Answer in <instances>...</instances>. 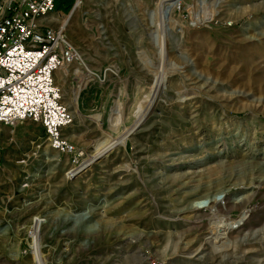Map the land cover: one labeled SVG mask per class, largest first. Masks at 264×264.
Listing matches in <instances>:
<instances>
[{
  "label": "rangeland",
  "instance_id": "374dc122",
  "mask_svg": "<svg viewBox=\"0 0 264 264\" xmlns=\"http://www.w3.org/2000/svg\"><path fill=\"white\" fill-rule=\"evenodd\" d=\"M61 9L81 58L55 75L73 117L65 136L85 162L105 140L116 145L67 176L69 158L40 125L0 126V264H37L36 218L46 264H264V0ZM155 10L166 17L162 31L150 21ZM118 66L148 93L137 107L108 98L90 112L91 89ZM224 216L242 228L217 250L212 224Z\"/></svg>",
  "mask_w": 264,
  "mask_h": 264
},
{
  "label": "built area",
  "instance_id": "2783aa9c",
  "mask_svg": "<svg viewBox=\"0 0 264 264\" xmlns=\"http://www.w3.org/2000/svg\"><path fill=\"white\" fill-rule=\"evenodd\" d=\"M84 0H73L70 15ZM56 0H0V126L40 125L49 147L70 160L67 176L80 173L85 152L65 136L73 117L55 81L58 71L81 62Z\"/></svg>",
  "mask_w": 264,
  "mask_h": 264
},
{
  "label": "bare ground",
  "instance_id": "6f19581e",
  "mask_svg": "<svg viewBox=\"0 0 264 264\" xmlns=\"http://www.w3.org/2000/svg\"><path fill=\"white\" fill-rule=\"evenodd\" d=\"M82 6V5H81ZM80 6V7H81ZM80 7H78V8H80ZM165 15H164V13L163 12H160V11H158V10H155V11H153V12H151V14H150V17H151V20L150 21H153V22H151L156 28H158V29H156V30H159V31H162L165 27H166V21H165V18L166 17H164ZM213 16H214V12L213 11H210V12H208V13H206L205 15H204V18H203V21H208V22H210L211 20H212V18H213ZM203 17V16H202ZM168 18V17H167ZM158 20V22H156L157 20ZM68 21H69V18H68V20H67V23H66V25L68 24ZM150 23V24H151ZM197 23H199V24H201L202 22L200 21V22H197ZM196 23V24H197ZM152 24H151V26H152ZM153 26V27H154ZM156 35V34H155ZM153 38V37H152ZM157 38V37H156ZM155 38V39H156ZM159 38H160V36H159ZM154 39V38H153ZM159 43V42H158ZM160 47V46H159ZM158 47V48H159ZM160 49V48H159ZM161 51V50H160ZM115 113V112H114ZM116 141H115V139H112V138H110V139H107V140H105L104 142H102V143H100V144H98L97 146H96V148H95V154L91 157V161H94V160H96V159H98L99 157H101L102 155H104V154H106L107 152H109L111 149H113V147H115V145H116V143H115ZM91 161H86V164H85V166L83 167V169L82 170H84L87 166H89L91 163ZM81 173V172H80ZM198 200H200V199H198ZM216 206H217V204L216 203H211V204H209L208 206H206V207H202V206H200V205H194V207H193V209L192 210H194L193 212H195V213H199L200 211H202V210H204V208H208V209H211V210H213V209H215L216 208ZM248 215V214H247ZM198 216V215H197ZM196 216V217H197ZM225 217V216H224ZM212 218H214V219H217V218H219V216H217V215H214ZM227 217H225V218H220V220L219 221H217V222H215V223H213L212 225H213V229H215V231H216V234L214 235V237H213V241L211 242L212 243V245L215 247V246H217L216 247V249L218 248V249H223V248H226L227 247V243L228 242H232L233 241V239H232V233H233V231L234 230H236V229H238L239 227H241V225H242V221H237V222H233L232 220H230L229 218H227ZM34 220V219H33ZM35 222H36V224H35V229H34V231H33V233L30 235L33 239H34V243H33V245H34V249H36V251L34 252V254H33V256H34V260L36 261V263L37 264H46V260L45 261H43V259H42V257H41V253H40V250H41V234H40V231H41V227H42V223L44 222V220H41V219H35ZM242 228V227H241ZM220 240H223L224 242H218V241H220ZM32 243V242H31ZM233 244H234V241H233ZM209 245V244H208ZM207 247V246H206ZM233 247V246H232ZM235 247V246H234ZM202 249V248H201ZM215 249V250H216ZM217 249V250H218ZM204 250V249H203ZM216 250V251H217ZM220 251V250H219ZM202 252H204V251H202ZM199 253V252H198ZM223 255H226L225 253L223 254ZM247 262V261H246Z\"/></svg>",
  "mask_w": 264,
  "mask_h": 264
},
{
  "label": "crops",
  "instance_id": "0c3cea01",
  "mask_svg": "<svg viewBox=\"0 0 264 264\" xmlns=\"http://www.w3.org/2000/svg\"><path fill=\"white\" fill-rule=\"evenodd\" d=\"M107 69L102 71L101 88L91 89L89 96L85 99V104L89 111L94 112V107L99 108L100 105L101 109H103L108 98L118 99V105H125L126 107L128 104H132L137 107L139 101L148 93L145 90L146 88L144 87L142 90L136 89L135 91L130 85V76L123 77L119 66L118 69L113 68L111 71ZM80 150L83 151L84 149Z\"/></svg>",
  "mask_w": 264,
  "mask_h": 264
},
{
  "label": "trees",
  "instance_id": "16d2710c",
  "mask_svg": "<svg viewBox=\"0 0 264 264\" xmlns=\"http://www.w3.org/2000/svg\"><path fill=\"white\" fill-rule=\"evenodd\" d=\"M72 3H73V0H56V8L57 10L61 11V7L62 6H65L66 8H68V12L71 10V7H72Z\"/></svg>",
  "mask_w": 264,
  "mask_h": 264
},
{
  "label": "water",
  "instance_id": "95a60500",
  "mask_svg": "<svg viewBox=\"0 0 264 264\" xmlns=\"http://www.w3.org/2000/svg\"><path fill=\"white\" fill-rule=\"evenodd\" d=\"M155 86V85H154ZM145 120V117L143 118V119H141V120H138L135 124H134V126H133V128L131 129V130H127L126 131V133L124 134V136L121 138V140H126V139H128V137L134 132V131H136L139 127H140V125L142 124V122ZM134 130V131H133ZM133 131V132H132Z\"/></svg>",
  "mask_w": 264,
  "mask_h": 264
}]
</instances>
